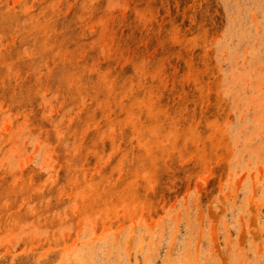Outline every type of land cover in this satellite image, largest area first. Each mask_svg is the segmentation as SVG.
I'll list each match as a JSON object with an SVG mask.
<instances>
[{
  "label": "rangeland",
  "instance_id": "rangeland-1",
  "mask_svg": "<svg viewBox=\"0 0 264 264\" xmlns=\"http://www.w3.org/2000/svg\"><path fill=\"white\" fill-rule=\"evenodd\" d=\"M0 264H264V0H0Z\"/></svg>",
  "mask_w": 264,
  "mask_h": 264
}]
</instances>
